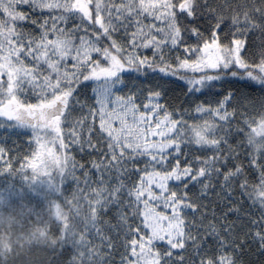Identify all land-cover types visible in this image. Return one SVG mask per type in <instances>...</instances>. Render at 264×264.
Segmentation results:
<instances>
[{
  "label": "snow or ice",
  "instance_id": "1",
  "mask_svg": "<svg viewBox=\"0 0 264 264\" xmlns=\"http://www.w3.org/2000/svg\"><path fill=\"white\" fill-rule=\"evenodd\" d=\"M251 35L216 0H0V169L71 191L69 264H264Z\"/></svg>",
  "mask_w": 264,
  "mask_h": 264
},
{
  "label": "trees",
  "instance_id": "2",
  "mask_svg": "<svg viewBox=\"0 0 264 264\" xmlns=\"http://www.w3.org/2000/svg\"><path fill=\"white\" fill-rule=\"evenodd\" d=\"M216 3L226 20L237 18L246 24L252 32L247 58L264 65V0ZM245 107L252 113L264 112V97L252 96ZM31 168L35 171L39 164L33 161ZM9 169H0V264H69L60 253L68 222L74 216L71 191L66 195L56 191L53 195L47 185L40 183V177L32 178V172L25 177L22 171L11 166ZM5 171L9 172L7 177ZM9 187L15 194L7 191Z\"/></svg>",
  "mask_w": 264,
  "mask_h": 264
}]
</instances>
